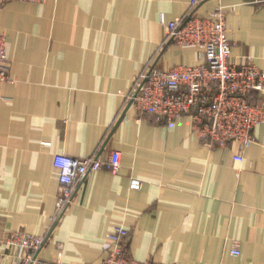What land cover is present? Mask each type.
Segmentation results:
<instances>
[{
	"label": "crops",
	"instance_id": "crops-1",
	"mask_svg": "<svg viewBox=\"0 0 264 264\" xmlns=\"http://www.w3.org/2000/svg\"><path fill=\"white\" fill-rule=\"evenodd\" d=\"M190 0H8L0 10L11 81L0 83V264H22L12 231L48 234L34 264H99L114 225L147 264H264V121L243 149L204 145L191 118L137 112L126 101L147 64H194L202 50L164 43L165 23ZM226 10L229 60L264 71V4L203 0ZM163 18L164 22L161 21ZM254 97L264 102V91ZM62 218L55 153L106 157ZM132 177L141 180L131 188ZM237 246L240 253L230 250Z\"/></svg>",
	"mask_w": 264,
	"mask_h": 264
},
{
	"label": "built area",
	"instance_id": "built-area-1",
	"mask_svg": "<svg viewBox=\"0 0 264 264\" xmlns=\"http://www.w3.org/2000/svg\"><path fill=\"white\" fill-rule=\"evenodd\" d=\"M8 0H0V10ZM43 2L44 0H23ZM203 0H190L188 10L165 23L164 43L194 46L202 59L194 64H178L168 69L147 64L131 82L126 101L139 113L172 121L183 115L191 118L192 133L206 146L232 149L234 160L243 159V149L255 140L254 128L264 121V102L254 97L264 91V71L251 62L229 60L232 43L228 36L223 6L207 15L197 13ZM264 4V0H257ZM161 21L164 22L163 18ZM11 81L7 62L6 34L0 29V83ZM120 152L111 149L106 157L98 153L75 157L55 153L58 192L51 223L58 222L74 199L83 179L102 167L116 171ZM129 186L138 189L141 180L132 177ZM129 229L117 224L107 233L109 246L99 264H147L133 258L126 246ZM48 234L10 232L7 243L23 250L22 264H34ZM230 252L240 253L237 246Z\"/></svg>",
	"mask_w": 264,
	"mask_h": 264
}]
</instances>
